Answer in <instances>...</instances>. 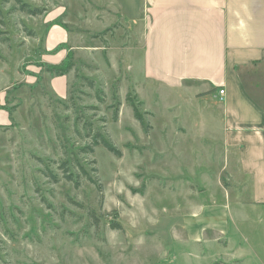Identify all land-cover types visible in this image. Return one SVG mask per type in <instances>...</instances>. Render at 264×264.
Wrapping results in <instances>:
<instances>
[{
	"label": "rangeland",
	"instance_id": "1",
	"mask_svg": "<svg viewBox=\"0 0 264 264\" xmlns=\"http://www.w3.org/2000/svg\"><path fill=\"white\" fill-rule=\"evenodd\" d=\"M82 5L0 0V264L255 263L259 252L238 235L192 243L170 228L187 209L185 196L211 192L213 208L214 168L225 159L222 103L203 111L194 96L147 80L143 53L117 41L126 35L120 24L102 26ZM65 6V16L48 21ZM55 26L68 41L49 51ZM59 49L70 50L74 65L63 98L52 81L64 76L49 71L60 64L46 58ZM98 132L121 156L103 146L85 153Z\"/></svg>",
	"mask_w": 264,
	"mask_h": 264
},
{
	"label": "crops",
	"instance_id": "2",
	"mask_svg": "<svg viewBox=\"0 0 264 264\" xmlns=\"http://www.w3.org/2000/svg\"><path fill=\"white\" fill-rule=\"evenodd\" d=\"M73 1L82 8L87 4L102 26L120 24L126 35L117 41L128 44L127 52L143 53L147 80L194 96L191 104L204 102L203 111L216 112L222 103L225 159L214 168L219 173L212 184L213 208L205 202L211 192L196 200L185 196L187 209L178 208L182 215H175L170 228L192 243L238 235L259 252L250 264H264V0ZM67 11V6L55 8L48 21H59ZM67 41L64 27L55 26L47 48L53 51ZM69 51L59 49L46 58L61 64ZM67 83V76L52 81L60 98ZM208 218L213 221L203 225Z\"/></svg>",
	"mask_w": 264,
	"mask_h": 264
},
{
	"label": "trees",
	"instance_id": "3",
	"mask_svg": "<svg viewBox=\"0 0 264 264\" xmlns=\"http://www.w3.org/2000/svg\"><path fill=\"white\" fill-rule=\"evenodd\" d=\"M22 11H24L25 13H27L28 15L31 16H42L44 14L43 10L40 9H32L30 6L28 5H23L21 7ZM72 54L68 55L67 58L58 66H53L50 68V73L54 76H65L67 75L70 71H72L74 65L69 61L72 58ZM89 81V80H88ZM90 85L93 87L94 86V82L93 81H89ZM131 100V97H129V101ZM131 106L134 109L135 112V116L136 118L143 124L144 120L142 118V116L140 115V113L138 112L137 107L135 106V104L133 102H131ZM118 118V112H115V116L114 119L117 120ZM98 146H103L105 147L109 152L115 154L116 156H121V152L119 150H117L114 145L108 141L101 133H97L94 139V144L92 146H87L86 149H84L86 154H93L95 153V147ZM80 170L84 173V178L91 180V176L89 175V173L84 170L83 167L80 166ZM69 170H65V172L67 173ZM96 171V170H95ZM83 178V177H82ZM66 179L69 182H73L75 183L77 186L79 185V181L77 180L78 177H75V175L73 173L67 174L66 175ZM113 228L116 229V227H119L115 224H112Z\"/></svg>",
	"mask_w": 264,
	"mask_h": 264
},
{
	"label": "built area",
	"instance_id": "4",
	"mask_svg": "<svg viewBox=\"0 0 264 264\" xmlns=\"http://www.w3.org/2000/svg\"><path fill=\"white\" fill-rule=\"evenodd\" d=\"M220 94H221V95H224V94H225V91H224V90H221V91H220Z\"/></svg>",
	"mask_w": 264,
	"mask_h": 264
}]
</instances>
